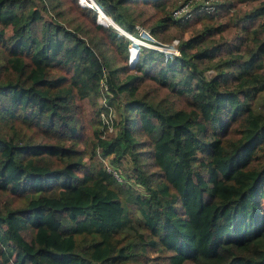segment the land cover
Masks as SVG:
<instances>
[{"label": "trees", "instance_id": "16d2710c", "mask_svg": "<svg viewBox=\"0 0 264 264\" xmlns=\"http://www.w3.org/2000/svg\"><path fill=\"white\" fill-rule=\"evenodd\" d=\"M24 1L0 9L13 29L0 50V264H264V0L231 22L217 9L174 18L185 0H96L103 23L178 38L169 57L132 46L131 69L42 13L17 26ZM102 81L116 130L93 128L87 150L82 100Z\"/></svg>", "mask_w": 264, "mask_h": 264}, {"label": "rangeland", "instance_id": "374dc122", "mask_svg": "<svg viewBox=\"0 0 264 264\" xmlns=\"http://www.w3.org/2000/svg\"><path fill=\"white\" fill-rule=\"evenodd\" d=\"M4 0H0V9H3L4 7ZM85 5H83L80 0H26L22 4H20L18 7L15 8V10L11 11L10 13V19L16 22V25L19 26L23 24L24 22H27L29 17L37 18L42 13L44 17L48 20H52L54 23H59L63 25L66 28L71 29L72 31L79 33L82 36H85L86 39L97 49L100 56L105 60L107 66L109 68H117L119 66H123L125 63L124 61L128 62L129 58V47L132 46L133 41L131 38H129L124 32L120 31L116 28L118 31V35L123 34L127 36L131 43H129L127 50L126 49H120L118 38L114 36V30L110 29V26L113 25H105L101 23L98 20V14L96 13V17L94 14V7H91L90 5H87V0H81ZM96 1V0H95ZM215 3L218 1L220 6L217 8V11L215 12L218 14V16H226L222 18V21L227 20V22H231L230 18L231 16H234L235 14H241L242 12L249 9L252 5L256 4L255 1L250 0H214ZM92 10H90V9ZM146 10V18L147 21H153L154 18H157L159 15L157 11L155 10V7H145ZM107 14V13H106ZM110 16V15H109ZM197 20V19H195ZM253 21H250L248 23V27L253 26ZM199 25L194 26V28H198ZM0 27H5L6 35L3 40H0V50L5 49L7 51V48L11 46V42L8 43V41H11L12 36V26L11 25H3L0 23ZM135 28L138 30V36H136L140 41L142 42L141 46L149 47L150 43L159 45V42H170L172 39L177 38L175 36H171L170 38H163L161 36L156 37L153 36L152 38L148 37L145 31L150 32V28L148 25L142 24L140 22L135 23ZM15 29V28H14ZM233 29V28H231ZM17 30V29H15ZM145 30V31H144ZM231 32V31H230ZM151 33V32H150ZM189 33H184L183 37H187ZM134 35V34H133ZM135 36V35H134ZM55 41L51 40V44L56 46ZM62 43V42H59ZM149 48H152L151 46ZM156 49V48H154ZM157 50V49H156ZM128 64H130L128 62ZM131 66L129 68L131 69ZM56 74H62L63 72L60 69H56ZM124 73L123 69L120 70V75ZM102 83V88H100V93L95 96H89L82 100V103L85 106L86 110V120H87V129L86 132L83 134L81 139L79 140V145L82 148H85L87 150H92L94 139L92 138V129L95 127H101V122L99 123V119H102L101 117V110L99 111V114L97 116V111L99 108H101V105H105V102L109 104V98L108 95L110 93L107 92V88L104 87V81L100 82ZM161 93L157 92L153 95H159ZM110 105V104H109ZM113 111H114V120L117 117V111L113 104H111ZM103 129V128H102ZM116 130V123L112 130L106 129L103 130V133L105 136L109 135V133L115 132ZM104 165H106L107 169L114 172H117L119 174V170L114 169V166L110 163L108 158L103 159ZM119 168L122 170L121 172L125 173V171L131 173V163H128L127 160H124L123 166H119ZM124 169V170H123ZM119 171V172H118ZM119 180H122L121 177ZM131 180V178H129ZM150 256H155L156 252L154 249H151L150 252H148ZM154 260V259H153ZM156 264H162L160 261H154ZM165 264V263H163Z\"/></svg>", "mask_w": 264, "mask_h": 264}, {"label": "built area", "instance_id": "2783aa9c", "mask_svg": "<svg viewBox=\"0 0 264 264\" xmlns=\"http://www.w3.org/2000/svg\"><path fill=\"white\" fill-rule=\"evenodd\" d=\"M91 0H89L90 2ZM80 2L85 5L81 0ZM92 5H90L91 7H94L95 9L98 10V20L100 21L101 18V14L104 15V12L102 10V8L98 5L97 2H95L94 0L91 1ZM217 9L216 3L214 0H185L180 2L178 5H176L172 10H171V14L174 18H179V19H191L193 18L196 14H200V13H211L214 12ZM145 31V30H144ZM123 32V31H122ZM147 36L152 38V35L150 34V32L145 31ZM124 34H126L129 38H131V40L133 41L132 46L137 45V51L139 50V47L142 44V42L140 41V39H138L136 36H134L131 32H129L128 30H124ZM150 46L152 48H156L158 50H161L162 52H164V55L166 57H169L170 55H174V54H179V50H178V38H174L172 39L170 42H162L159 43V45L150 43ZM129 47V58H128V62L130 63V65H132L138 57V53L136 55H134V58H131V47ZM148 46V45H146ZM149 46V47H150ZM105 105L109 108L108 110L103 109L101 111V117H102V128L103 130L106 129H110L112 130L114 125H115V120H114V111L111 105L107 104L105 102ZM114 174L116 175V177L119 179L120 175L117 172H114ZM149 264H156L154 261H151Z\"/></svg>", "mask_w": 264, "mask_h": 264}, {"label": "bare ground", "instance_id": "6f19581e", "mask_svg": "<svg viewBox=\"0 0 264 264\" xmlns=\"http://www.w3.org/2000/svg\"><path fill=\"white\" fill-rule=\"evenodd\" d=\"M91 1H93V0H91ZM90 1V2H91ZM92 3V2H91ZM87 5H92V4H90L89 2H87ZM105 14V13H104ZM106 15V14H105ZM105 15H103V16H105ZM101 18H102V14H101ZM101 18H100V22L101 23H103L102 21H101ZM105 18L107 19V17L105 16ZM112 18L110 17V20H111ZM112 21H113V23H111V25H114L115 26V21L112 19ZM107 23H108V21H107ZM103 24H105V25H109V24H106V22L105 23H103ZM118 29H120V28H118ZM137 46V45H136Z\"/></svg>", "mask_w": 264, "mask_h": 264}, {"label": "water", "instance_id": "95a60500", "mask_svg": "<svg viewBox=\"0 0 264 264\" xmlns=\"http://www.w3.org/2000/svg\"><path fill=\"white\" fill-rule=\"evenodd\" d=\"M94 1H95V0H94ZM95 2H96V1H95ZM103 12H104V11H103ZM104 13H105V12H104ZM113 20H114V19H113ZM114 21H115V20H114ZM113 26H114V25H113ZM114 27H116L117 29L120 28L119 30H120V31H123V32H124V30H125V29H124L120 24H118L116 21H115V26H114Z\"/></svg>", "mask_w": 264, "mask_h": 264}]
</instances>
